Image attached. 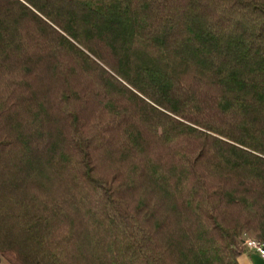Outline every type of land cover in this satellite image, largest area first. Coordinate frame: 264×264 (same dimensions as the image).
<instances>
[{"label":"trees","instance_id":"16d2710c","mask_svg":"<svg viewBox=\"0 0 264 264\" xmlns=\"http://www.w3.org/2000/svg\"><path fill=\"white\" fill-rule=\"evenodd\" d=\"M264 244V0H0V260L239 264Z\"/></svg>","mask_w":264,"mask_h":264},{"label":"built area","instance_id":"2783aa9c","mask_svg":"<svg viewBox=\"0 0 264 264\" xmlns=\"http://www.w3.org/2000/svg\"><path fill=\"white\" fill-rule=\"evenodd\" d=\"M243 246L249 253L257 254L264 260V254H262L264 253V244L259 243L253 239L247 238L245 239Z\"/></svg>","mask_w":264,"mask_h":264},{"label":"water","instance_id":"95a60500","mask_svg":"<svg viewBox=\"0 0 264 264\" xmlns=\"http://www.w3.org/2000/svg\"><path fill=\"white\" fill-rule=\"evenodd\" d=\"M249 259L251 264H264V260L257 254H251Z\"/></svg>","mask_w":264,"mask_h":264},{"label":"crops","instance_id":"0c3cea01","mask_svg":"<svg viewBox=\"0 0 264 264\" xmlns=\"http://www.w3.org/2000/svg\"><path fill=\"white\" fill-rule=\"evenodd\" d=\"M238 262L239 264H251L249 256L247 255L241 256ZM0 264H8V263L4 262L3 260H0Z\"/></svg>","mask_w":264,"mask_h":264},{"label":"rangeland","instance_id":"374dc122","mask_svg":"<svg viewBox=\"0 0 264 264\" xmlns=\"http://www.w3.org/2000/svg\"><path fill=\"white\" fill-rule=\"evenodd\" d=\"M245 239H247V237L245 238ZM250 239H252V238H250ZM254 240V239H253ZM256 241V240H255ZM258 242V241H257ZM244 247V246H243ZM245 248V247H244ZM245 250H246V248H245ZM4 261V260H3ZM4 262H6V261H4ZM7 263V262H6Z\"/></svg>","mask_w":264,"mask_h":264},{"label":"clouds","instance_id":"9594fccd","mask_svg":"<svg viewBox=\"0 0 264 264\" xmlns=\"http://www.w3.org/2000/svg\"><path fill=\"white\" fill-rule=\"evenodd\" d=\"M262 254H264V253H262Z\"/></svg>","mask_w":264,"mask_h":264}]
</instances>
